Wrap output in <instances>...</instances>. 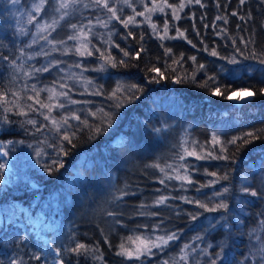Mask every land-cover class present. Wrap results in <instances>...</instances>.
I'll return each mask as SVG.
<instances>
[{"label": "trees", "instance_id": "obj_1", "mask_svg": "<svg viewBox=\"0 0 264 264\" xmlns=\"http://www.w3.org/2000/svg\"><path fill=\"white\" fill-rule=\"evenodd\" d=\"M33 1L20 0V5L27 9ZM169 1L175 4L178 0ZM84 4L81 2L70 9V14L61 20L52 35L68 37L69 24L91 20L88 12L84 15ZM7 5L8 0H0V90L20 93L23 97L20 103L24 102L28 116H18L15 111L5 114L0 108V121L7 115L11 122L0 123V144H8L9 152L16 154L17 160L21 156L18 147L22 145L38 146L42 155L35 163L27 161L18 165L15 161L17 175L12 178V185L5 183L0 168V262L53 264L59 248L60 259L65 264H211L213 259L217 264H261L256 249L264 242V226L259 223L264 220V138L253 140L239 150L224 142L264 129V96L257 91L264 88V64L259 59L244 58L252 52L258 56L264 53V0H246L244 4L240 0H201V4L187 6L180 19L168 17V38L161 39L148 25L125 28L122 24L110 26L111 48L98 38V33L97 37L92 36L95 48L105 55L110 53L117 61L124 59L126 66L97 71L94 69L103 62L97 58L99 52L93 49L94 55L90 57L78 56L81 68L88 69L87 77L94 82V88L102 86L103 92L102 95L86 94L84 97L88 99L84 100L89 103L77 104L74 112L81 121L86 119L90 125L100 126L102 113L97 109L114 111L111 107L114 101L109 96L117 82L138 85L142 91L136 93L139 99L131 103L123 101L124 107L118 110L115 122L102 134L93 135L79 121L70 120L69 134L75 132L72 141L75 147L62 140L65 130H51L40 112L27 107L31 102L39 107L27 99L34 95L31 87L35 85L39 90L55 86L58 68L34 73L31 78L25 75L32 71L29 67L40 66L39 59L30 64L25 61L31 50L27 41L29 32L20 34V25L16 26L20 19ZM53 6L54 0H50L46 14H41L39 20L55 15L58 18ZM34 24L30 26L33 28ZM115 44L131 55L125 57ZM237 47L244 56L236 52ZM141 48L144 51L136 57ZM213 50L217 56L210 54ZM233 56L238 63L231 62L229 58ZM13 62L22 66V70L16 69ZM153 68L159 69V73L152 71ZM210 76L215 77V84L208 83L218 85L221 92L226 88H240L257 94L249 102L236 106L231 100L213 96L210 90L199 87ZM178 80L181 82L177 83ZM45 94L46 91L40 92L41 97ZM9 99H12L11 92ZM28 119L37 120L36 128L42 131L37 132L27 124ZM214 133L221 142L215 147L212 146ZM194 142H198L195 149ZM181 145L201 156L211 152L213 156L227 155L230 159H197L183 152ZM58 146L68 154L61 152L58 156ZM221 146L227 151L221 152ZM181 154L183 160L179 159ZM53 160L62 161L64 167L53 165ZM3 163L0 155V164ZM157 163L165 168L187 165L186 174L193 183L165 179L161 184L164 173L150 166ZM46 166L53 170H45ZM166 171L175 175L172 169L166 168ZM211 172H216L218 177L227 173L228 179H220L211 186L210 182L218 178L208 174ZM180 174H185V170L180 169ZM223 187H228L229 193L214 197ZM244 187L256 190L259 195L251 196L243 191ZM160 196L168 197L163 205L155 203ZM182 197L208 202L209 207L224 199L229 208L227 212H205ZM9 206L15 211L11 219ZM108 212L116 215L108 216ZM190 213L201 215L192 220ZM173 232L179 239L156 249L153 255H145L142 260L117 255L119 245L122 241L127 244L129 236ZM197 236L202 239H196ZM77 242L98 248L96 254L102 260L94 259L92 253L76 256L67 252ZM186 244L191 245L187 249L188 259L181 261V250ZM221 244L224 252L217 258L215 254ZM36 255L41 259L36 260Z\"/></svg>", "mask_w": 264, "mask_h": 264}, {"label": "snow or ice", "instance_id": "obj_2", "mask_svg": "<svg viewBox=\"0 0 264 264\" xmlns=\"http://www.w3.org/2000/svg\"><path fill=\"white\" fill-rule=\"evenodd\" d=\"M8 2L15 6L17 4H19L20 0H8ZM123 2L125 4H127L129 7H131V3L130 0H123ZM193 0H184V2H181L178 5H173V4H169L167 2V0H161V2L158 4L156 2V0H152V7H148V5L145 3L144 4V8L145 11L143 12H136L135 9L133 8V12L134 15L128 16L127 19H123L121 20V17L119 15H117V9L115 7H110L109 6V0H92V3L99 8L102 9H106L108 13H110V15L108 16L107 20H101L99 17L96 18V23H98L101 27L107 28L109 26V23L111 20L115 19L120 21V23L123 24V26L125 28L129 27L130 24L135 25L137 24L136 21V16H143L145 21H148L153 29V31H157L158 30V26L155 23H152L151 21V14L154 12H164L165 7L169 8L172 10V15L173 17H175V19H180L179 15L177 14L179 11L183 10L186 5L188 3H192ZM195 3L197 4H201V0H194ZM246 2V0H240L241 4H244ZM50 0H35V3L32 4L31 6V11H29L27 13L28 16V20L27 23L29 24H33L36 23L39 20V16L37 14H46V10L47 7L49 6ZM81 0H54V6H53V11L55 13L59 14V17L57 18L56 16H52L51 17V22L49 23L48 20H44L42 23H36V27H37V35L39 36L40 33H44L47 32L48 35H50L51 33L49 32V29H51L52 31H55L56 28L59 26V23L61 20H64L65 17H67L70 13L69 10L70 9H74L76 5L80 4ZM89 5L85 4L84 7H88ZM203 6V5H201ZM147 13V15H146ZM233 15H236V13H233ZM217 19H223V17H217ZM241 19H244V17H241ZM92 22L89 21L88 25H82V26H78L77 24H71L70 27L73 30V34L69 35L67 37L68 40H72V41H77L79 42L77 45L74 46V48L72 49H65V54H67L68 52H74L75 55L78 56H92L94 55V52L92 49H95V52H99V56L97 57L99 60L103 61L99 67L97 69V71H107L108 67L111 68H117L118 66H126V61L124 59H120V60H116L115 57H112L111 54L109 53L108 55H105V52H100V50L98 48H95L94 45H92V48L89 47V45H91V40L89 39L90 35L94 34L93 33V29H92ZM168 24L165 23L163 26V32L165 34V36H167L168 33ZM19 32L21 35H27V31L24 28L19 29ZM48 35H44L41 38L45 41H47L49 44H66L65 40H60V41H55V40H49ZM111 33L108 34V39L105 40V44L108 45L109 48H111L113 46V42H111ZM132 33L129 32L128 36H131ZM179 36H183V33H179ZM127 37H125L126 39ZM141 39H143V35H141L140 37ZM161 39H163L164 37H160ZM173 39H175V37H171ZM32 43H36V39L34 38L32 40ZM189 43H191V41H189ZM233 43L235 44V40H233ZM29 47H31V44L28 45ZM116 48L120 49L121 52H123V55L125 57L130 56L131 54L128 51H125L123 48H120L119 44H115L114 45ZM245 47H247V42H245ZM54 50H56L54 48ZM208 49L205 48V51H207ZM107 51V49H106ZM144 51L143 48H141L138 52L135 53L136 57H139L140 52ZM167 51H171L170 49ZM236 52L240 53L241 56H244V53L241 51V49L239 47L236 48ZM41 53H36V55H40ZM45 55L47 53H44ZM212 56H217L218 53L213 50L210 53ZM21 55H24L23 49H21ZM29 59H32V56L28 57ZM222 59L224 57H221ZM245 59L251 58V59H259V62L261 64H264V53L260 54L259 56L255 53L252 52L249 54V56H245ZM193 60H195V57H192ZM231 60L232 63H238V60L236 59L235 56L229 58ZM59 63V62H57ZM13 65L16 69L18 70H22V66H17L15 65V62H13ZM75 67H82L81 64H76L74 65ZM203 65H200V68H203ZM85 71H87L88 69H84ZM49 68L48 67H42V68H34L33 71H28L25 73V75L29 78L33 77L34 73H41V72H48ZM152 71L154 72H158L159 73V69L153 68ZM160 75L162 76L163 73H160ZM193 79H195V77L193 76ZM208 81H213V84H215V77H208V80L204 81L203 83H201L199 85V87L201 88H205L211 91V94L213 96H221L223 99L226 100H232L233 99V93L237 92V91H245L246 89H240V88H226L225 92H221L220 87L218 85L216 86H212L208 83ZM154 82L159 83V79L158 78H154ZM181 81H177V83H179ZM93 81L91 80H85V84L89 85L92 84ZM69 86L67 84H61L60 88H65L67 89ZM31 91L34 93L33 96H29L27 97L28 100H33L35 105H38L39 107H34L33 104H29L27 105L28 109H30L33 112H40L41 109H47L48 110V114H44L43 112H41L40 114L44 116L45 120H50L51 121V125L52 127L57 131L60 132L61 128H64L65 131L62 135V140L66 141L68 144L72 145L73 147H75V145L72 143L73 141V137L75 136V132H72L71 134H69V130L71 128V125L69 124L70 120H76L79 121L81 124H83L85 127L89 128V131L93 133V135H99L102 134L103 132L107 131L108 127H111L112 124L115 122L114 117L118 114V110L121 107H124V100H127L128 103H131L133 100L135 99H139V97L136 95L137 92H141L142 88H140L138 85L132 84V85H124L121 82H117V86L116 89L113 90V92L110 94L109 99L114 101V104L111 106L114 111L112 112H104V110L101 109H97L98 112L102 113V117H101V124L100 126H93L90 125L88 120H83L81 121V118L79 115H77L75 112H71L68 115H62L59 120L55 117H53L51 115V113L56 109H64L65 108V103L60 102L59 98L63 97L65 99V101L70 102L72 104H77V103H81V101H76V100H72L71 97L69 96V92L68 91H57L55 88H44V89H37L35 85H33L31 87ZM41 91H46L49 93L48 97H47V101L48 102H44L42 101L39 97H40V92ZM259 92L260 95L264 96V88H260L257 90ZM9 92H11V96L12 99H9ZM226 93V94H225ZM93 95H102V86L100 88H97L95 92L92 93ZM257 93L255 91L252 92V96H255ZM23 99V97L21 96L20 93L18 92H12L10 89L9 90H0V108L3 109V112L6 114L8 112L11 111H15V114L18 116H23V117H27L28 116V112L24 110V106L20 103V101ZM238 102H244L246 100L251 99V97H243V96H239L236 98ZM84 103H89L87 101H85ZM90 114L92 116L96 115V112H90ZM0 123L3 124H8L11 123L8 120L7 115H4L3 120L0 121ZM27 124H30L33 126V128H35V130L37 132L42 131L41 128H36L37 125V120L35 119H28L26 121ZM67 126V127H66ZM45 127H47V125H45ZM157 132L160 131V129H156ZM264 138V129H260L257 132H247L244 133L240 136H236L233 137L232 139L224 142L225 144H231V145H235L237 150H239L242 146H246L250 143L253 142V140H258ZM196 143L198 142H194L193 144V149H195ZM221 143L219 138L217 137V135L214 133L212 135V146L215 147L216 144ZM59 147V152L57 153V155L59 156L60 153L62 152L64 155H67L68 153L63 149L62 146H58ZM182 147V151L186 152L188 156H195L197 159H208V158H212V159H224V160H228L230 159L229 156L224 155H216L213 156L211 152L207 153L206 156H201L199 154H197V152L195 150L193 151H188L187 148H184L183 145H181ZM221 152H226L227 148L224 146H221L220 148ZM5 155H7V152H5ZM36 155L39 157L42 155V153L40 151H38L36 153ZM180 160L184 159V156L181 154L179 156ZM53 165H58V167H64V164L62 161L59 160H53L52 161ZM151 167L154 168H158L160 170V172L164 173V179H160V183L164 184L165 183V179L167 180H180V181H186L188 184H192L193 181L191 179V177L189 175H187V168L188 166L185 164H180L178 167L173 168L172 165H167L166 168L172 169V172L175 173V175L170 174L168 171H166L165 167H161L160 164H153L150 165ZM7 165L5 164H0V168H6ZM180 169H184L185 170V174H180ZM47 171H52L53 169L51 167L46 166ZM209 175L213 176V177H218V174L216 172H211L208 173ZM220 179H224L227 180L228 179V174L225 173L222 177H218L217 180L215 181H211L210 185L214 186L215 183H217ZM204 187H207L209 185H203ZM197 191H199V189H197ZM230 189L228 187H223L222 190L217 191L214 193V197H224L226 196L227 193H229ZM243 191L250 194L253 197H257L259 195V193L256 190H253L250 187H244ZM127 193H122V195H126ZM182 199H185V201L187 203H195L200 209H203L205 212H227L229 205L228 203L224 200L221 199L219 200L218 203H214L211 207H209V203L208 202H203L200 200H192V199H188L187 197H182ZM168 200V197L166 196H160L156 199L155 203L157 205H163L166 203V201ZM143 207V206H142ZM141 214H145V213H141ZM108 216H115L116 213L114 212H108L107 213ZM151 215H157V213H151ZM192 220H196L198 218L199 215H201V213H196V214H189ZM219 219H223V217H220ZM117 223H119V221H116ZM260 225L264 226V220H260ZM210 227H213V225H209ZM179 239V237L177 236L176 233H170L167 235H160V236H146V235H137L135 237L133 236H129L126 238L127 244L122 241L121 244L119 245V251L117 252V255L119 256H123L126 259L132 260H142V257H144L145 255H153V249H160L163 248L164 246H167L168 243L170 241ZM196 239H202L201 236H197ZM257 240H260V237H257ZM133 245H135V247H133ZM191 247V245H184L183 249L181 250L182 254L180 255L179 259L181 261H187L188 259V254H187V249H189ZM209 247H212L211 245H209ZM204 251V253L206 255H210V253L207 252L206 249L202 250ZM61 250L59 248L56 249V253L59 256L60 255ZM67 252L75 254L76 256H81V255H88L89 253L93 254V258L96 260H102V256L97 255L96 253L99 252V249L91 246V245H87L84 243H79L77 242L75 244L74 247L68 248ZM224 252V246L223 244L220 245V251L217 252L215 255L217 258H221ZM256 253L259 256V259L261 261V264H264V242H261L260 246L258 249H256ZM36 260H40L41 257L39 255H36L34 257ZM253 258L255 259V256H253ZM247 259V257H246ZM0 264H2V262H0ZM9 264H19L18 261L12 260L9 262ZM56 264H65V261L63 259H59ZM165 264H167V262H165ZM211 264H217V260L213 259L211 261ZM226 264H228V262H226Z\"/></svg>", "mask_w": 264, "mask_h": 264}, {"label": "rangeland", "instance_id": "obj_3", "mask_svg": "<svg viewBox=\"0 0 264 264\" xmlns=\"http://www.w3.org/2000/svg\"><path fill=\"white\" fill-rule=\"evenodd\" d=\"M81 2L89 5L88 7H85V13L84 15L88 12L89 15H92V19L91 20H82L79 23H77L78 26H82V25H88L89 21L92 22V29H93V33L92 35H90L89 39L91 40L92 36H96L97 37V33L99 34V36L101 35L102 37L98 38L105 43V40H107L108 34L110 33V26L113 24H122L120 23V21L118 20H111L109 23V26L107 28L101 27L98 23H96V18L99 17L101 20H107L108 16L110 15V13L107 12L106 9H102L99 7H96L93 3L92 0H81ZM156 2L159 4L161 2V0H156ZM167 2L169 4L170 1L167 0ZM181 2H184V0H178L177 3L173 4V5H178ZM33 3H35V0L33 1ZM32 3V4H33ZM131 3V7H129L127 4H125L123 2V0H109V6L110 7H115L117 9V15H119L121 17V20L123 19H127L128 16L134 15L133 12V8L135 9L136 12H143L145 11L144 8V4L146 3L148 5V7H152V0H130ZM21 3L19 2V4L13 6L9 3V5H7V8L9 9L10 12L13 13V15H15L17 18L20 19V22L16 24V26L20 28H24L27 33L29 32V38H28V45L31 44V47L28 46V48H30L31 50L28 52V56L27 59H25V61H27V64L34 62V60L39 59L38 65L40 64V66H37L36 68H42V67H48L49 70L53 67H57L58 70H55L57 77H58V82H55L56 85L50 88H55L57 91H68L69 92V96L71 97L72 100H76V101H83L85 102L84 99H88L87 96L84 97V95H91L93 92L96 91V88H94L95 86L93 85L94 82L92 84L86 85L85 84V80H90L87 77V73L84 70L85 68H81V67H75L74 65L76 64H81V62L79 61L78 55H75L74 52H68L67 54H65V49H72L74 48L75 45H77L79 42L77 41H72V40H68L67 36L63 35L64 38H59L56 37L55 35H52V33L54 31H52L51 29H49V32L51 33L50 35H48L47 32L44 33H40V35L38 36L37 33V27H36V23H42L45 19H41L38 20L33 28L30 26L31 24L27 23L28 20V16L27 13L29 11H31V6L30 5L29 8H24L23 6L20 5ZM84 4V5H85ZM197 4L194 2L192 3H188L186 5L190 6V5H194ZM185 7V8H186ZM185 8L181 11H179L177 14L179 15V17L182 16V12L185 10ZM70 11V10H69ZM58 14V13H57ZM39 17L41 16V14H37ZM83 15V16H84ZM87 15V14H86ZM147 15V13H146ZM56 16V15H55ZM59 16V14H58ZM168 17H172L173 19H175V17H173L172 15V10L165 7L164 12H154L151 14V21L152 23H155L158 26V30L155 31V33L161 37H169L170 36V30L168 29V33L167 36H165L164 32H163V26L165 23L168 24ZM48 20V22H51V18L46 19ZM177 20V19H175ZM136 21L137 24L132 25L130 24L129 26H133V27H138V26H142V25H148L151 29V25L148 21L144 20L143 16H136ZM61 22V21H60ZM71 24H69V35L73 34V30L70 27ZM123 25V24H122ZM153 30V29H152ZM44 35H48L49 40H55V41H60V40H65L66 44H49L47 41L43 40L41 37ZM36 39V43H32L33 39ZM92 45H94V43L91 40V45H89L90 48H92ZM54 48L56 50H54ZM93 50V49H92ZM36 53H41L40 55H36ZM44 53H47L46 55ZM62 53H64V55H62ZM74 54V55H71ZM54 55H56L57 57H59V59L61 60V62L58 64L57 63V57H55ZM32 56V59H29L28 57ZM81 57V56H79ZM85 57H90V56H83L82 58ZM88 68V67H87ZM29 69H31L33 71L32 67H29ZM93 69V68H92ZM49 72V71H48ZM41 73H47V72H41ZM105 73V72H103ZM105 77H106V73H105ZM92 81V80H91ZM61 84H67L69 87L67 89L65 88H60ZM249 90H245V91H240V92H234L233 93V99L231 100L232 103L236 106H241L242 104H244L245 102H249L252 99V92L250 91L251 94V99L246 100L244 102H238L237 101V97L242 96L243 92H248ZM49 93L46 92L45 97H39L42 101L44 102H48L47 101V97H48ZM83 96V98H82ZM60 102L65 103V108L64 109H59L56 108L51 115L55 118H57L59 120V118L62 115H68L71 112H74V109L77 107V104H72L70 102L65 101V99L63 97L59 98ZM23 106H25L24 102H21ZM31 104H33V102H31ZM43 112L45 115L48 114V110L47 109H41L40 113ZM59 112V113H58ZM45 123H47V125H49L51 127V130H55L52 125H51V121L50 120H45L44 116H41ZM1 127V124H0ZM67 127V126H66ZM65 130L64 128H61L60 131ZM5 145V144H4ZM2 146L0 144V146H2L3 148L0 150V155L4 160L5 165H7L6 168H2V172L5 175V183H7L8 185H12V178H16V173H17V169H15L14 166V162L16 161V163H18V165H21V163H25L28 161L29 163H35L36 160H38L40 158V156L38 157L36 155V153L38 151L41 152L40 147H34V145H30L28 147L26 146H20L18 147V149L21 152V156L20 158H18V160L16 159V154L10 153L8 148V144H6L7 146ZM5 152H7V155H5ZM17 165V166H18ZM7 211H9L8 213H10L9 219L13 218L15 215V211L13 210L12 206H9L7 208ZM19 211V209H18ZM1 212V210H0ZM38 221V220H37ZM35 222V220H34ZM155 237V236H152ZM47 240V238L45 239V241ZM133 247H135V245H133ZM156 249H153V252ZM148 256V255H147ZM55 260L53 261V263L57 262L60 259V255L58 256L57 253H55Z\"/></svg>", "mask_w": 264, "mask_h": 264}, {"label": "bare ground", "instance_id": "obj_4", "mask_svg": "<svg viewBox=\"0 0 264 264\" xmlns=\"http://www.w3.org/2000/svg\"><path fill=\"white\" fill-rule=\"evenodd\" d=\"M252 92V91H251ZM242 96L243 97H250L251 96V94H250V91H248V92H243L242 93ZM246 103V102H245Z\"/></svg>", "mask_w": 264, "mask_h": 264}, {"label": "built area", "instance_id": "obj_5", "mask_svg": "<svg viewBox=\"0 0 264 264\" xmlns=\"http://www.w3.org/2000/svg\"><path fill=\"white\" fill-rule=\"evenodd\" d=\"M38 223V222H37ZM53 264H56L55 262Z\"/></svg>", "mask_w": 264, "mask_h": 264}]
</instances>
